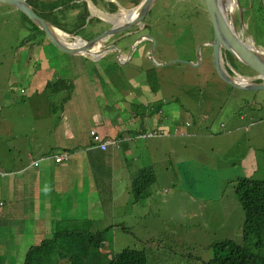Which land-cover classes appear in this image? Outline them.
Wrapping results in <instances>:
<instances>
[{"label":"rangeland","instance_id":"obj_1","mask_svg":"<svg viewBox=\"0 0 264 264\" xmlns=\"http://www.w3.org/2000/svg\"><path fill=\"white\" fill-rule=\"evenodd\" d=\"M100 1L106 2L91 0L95 5ZM186 1L185 4L179 3V7L186 6L189 2L191 20L184 14L170 18L173 9L165 7L170 4V0H158L157 3L168 9L167 15L163 17L165 20L161 19L159 23H155L156 19H154L145 28L146 32L158 31L172 41L171 44H163L159 40L163 46L158 47L156 54L158 50H166L167 55L181 57L180 59L166 66H159L151 57L147 58L146 55L138 52L131 64L136 70L131 68L129 72H121L120 65H114L121 73V82L128 89L126 92L134 93L145 89L146 84L149 85L147 93L140 95V100L127 94L129 109L122 107L123 110H120L116 101L110 96V87L117 88V83L111 81L112 84L107 83L105 77L95 70L92 63L85 68V81L89 87L94 89L92 86L94 82H98L99 85L96 93L88 94L87 110L80 107L88 119L91 120V113L86 111L97 113L99 119L105 115L108 129L118 130V124L110 125L108 115L111 114L112 120L116 121L117 118L118 123L125 121L127 127L134 132L142 127L147 128L143 131L153 129L145 125L153 126L152 119L156 115L162 116L166 121L163 126L164 133L145 139L139 135L134 142L131 139L125 140L123 151L117 148L122 144L120 140L113 142V138H119L118 134L104 135V138L112 139L108 151H102L97 146L95 147L97 149L91 152L84 149L90 155L84 160L95 183L88 185L79 180L75 196L80 203L76 206L71 205L68 213L62 212L57 220L52 221L53 228L59 220L61 225L64 220L71 221L66 224L67 227L79 226L82 219L93 213V216L98 218L93 227L96 229L95 226L98 225L100 228L107 227L108 223H105V219H109L112 215L115 228L109 230L106 237L113 242L108 239L101 248L108 258L130 247L144 249L150 264H208L214 254L212 244L226 237H234L235 233L242 229L244 221V210L235 192L234 183L230 181L232 178L230 180L228 178L249 175L251 172L252 175L264 179V90L251 91L230 86L219 77L210 61L199 66L200 68L187 63V57L195 63L198 61V49L201 55L207 57L210 48L201 44L204 39L211 37L213 27L207 10L194 8L197 0ZM124 4L127 5L126 2ZM160 4L156 5L153 16L147 20L157 18L164 10L160 11ZM85 5H90V1ZM237 6L234 7L235 14ZM252 6L250 0L251 10L256 11L259 17L251 24V31L247 29L246 33L243 28L241 32L247 39H252L250 43L256 48L264 50V11L262 10L264 0L260 3L254 0ZM67 9L68 7L64 8L65 11ZM76 9L80 11L82 6ZM65 11L55 12L57 13L55 18L49 16L47 18L50 21L56 19L59 25H63L61 15ZM248 11L245 12L247 16L245 20L249 21ZM73 16L69 14V17ZM82 21H85V18ZM103 21L109 24L108 29L113 27V22L107 21L102 16L98 21L95 19L87 21L86 25L80 26L77 31L83 37L89 38L92 34L88 31L99 24L98 22ZM140 27L136 25L132 28L135 33L133 37L141 31ZM139 37L141 34L136 40ZM178 38L180 41L177 43ZM42 41H46V37L42 33H34L31 22L21 12L13 7L0 5V101L6 104L5 114L0 115L2 125L0 136L6 127L11 110H14L23 123L32 124L33 120H41L42 117L50 124L51 119H54L53 124H55L61 114L60 104L65 102L68 106L67 91L61 92L64 94L59 99L57 93L52 94L50 88L41 83L49 73H53V70L52 67L49 70L42 68L40 58L46 56L51 66L58 67L61 62L70 64V57L53 43L52 45L46 43L43 46ZM127 42L129 41L125 43ZM147 44L150 45L149 49L154 46V42L150 40ZM186 53L187 55H184ZM57 69L58 73L65 71V69ZM112 73H115L114 69ZM163 74H168L171 79H163ZM106 75L108 77L107 73ZM133 81L145 84L135 89ZM39 88L50 93L36 94ZM70 88L73 89L72 99L75 102L87 89L84 85L75 82ZM151 89L158 92H151ZM97 93L101 95L97 97ZM82 103L85 104L84 102L80 104ZM160 108L161 112H159ZM133 113L139 114L137 116L139 120H133ZM127 115L131 117L130 120ZM140 120L144 121L145 125L142 126ZM177 120L181 126L179 129L184 132L182 135L181 131L175 132L173 128ZM168 123L172 125L169 127ZM89 125L90 122L81 126L79 139L82 145L92 143L90 130L87 128ZM21 126V124H7L8 130L12 132ZM127 127L125 130H128ZM140 132L141 130L135 135ZM125 133L129 132L125 131ZM132 134L131 131L130 138ZM47 136L48 131L39 127L37 138L43 142L42 146L47 144L50 147L53 142L46 140ZM4 142L8 143V140ZM10 144H13L12 140H9ZM0 154L10 155L9 148L0 144ZM84 160L81 161V157H78L82 167L85 165ZM243 160H247L245 164ZM144 165L153 166L156 181L149 188L150 196L136 201L135 194L130 191L131 188L127 190L128 187L125 186L131 185L135 171ZM77 168H80V165ZM88 188L92 191H89L91 194L88 193L89 200H85L83 192L80 191L82 189L87 191ZM95 194L99 195L101 200ZM112 198V203L106 201ZM51 202L55 208H60L56 200ZM107 208H112L110 214L104 211ZM76 212L81 214L88 212L89 215L75 216ZM39 214V218L35 219L36 232L32 235L46 227L45 214L42 211ZM6 224L8 221H0L2 233L14 234L12 228L4 226ZM30 228L28 227L27 231ZM55 229L57 230V227ZM51 234L53 235L54 231ZM39 235L48 237L49 233L48 231L37 233L36 242L43 239V237L39 238ZM234 239L243 242L242 234ZM73 241L80 245L83 241L82 236H74ZM34 242H30L29 247L26 248H29L28 251ZM3 243L5 239L0 234V247ZM85 261L84 254L76 264H85ZM57 262L55 264H70L68 259ZM106 262L99 261V264Z\"/></svg>","mask_w":264,"mask_h":264},{"label":"crops","instance_id":"obj_2","mask_svg":"<svg viewBox=\"0 0 264 264\" xmlns=\"http://www.w3.org/2000/svg\"><path fill=\"white\" fill-rule=\"evenodd\" d=\"M88 1H90V5H88L87 8L84 9L83 6H85V3H88ZM105 1V3L103 1H100L95 5L91 2V0H71L70 3H66V0H63V2H61V4L54 10L55 12L59 13L65 11L64 8L68 6V9L61 15L63 25H55L49 19L48 21L56 27L59 26L58 28H61L67 33H70L72 35L77 34L85 40H92L110 27L107 22H98L99 24L93 26L92 29L88 31L92 34V36H90L89 38L83 37L78 33L77 30L80 26L84 27L87 21H89L86 19L89 12H91L90 16L94 15L93 17H91L90 21L93 19L98 21L99 19H101L104 13H110V0ZM113 1L117 4V14H119V10H121V8L123 7L129 8L134 6L133 0ZM157 1L158 0L153 3L151 8L152 11L156 8ZM55 2H57V0H42L44 12H47L50 15V12L52 11L51 4ZM124 2H126L127 5H125ZM78 6H82V9L80 11L76 9V7ZM112 6L114 9H116L115 5ZM82 13H85L86 15H82ZM149 13L147 16H149ZM69 14L74 15V18L72 17V19L71 17H69ZM135 15L133 16L134 19L137 18L138 13L135 12ZM56 16L57 14H52L50 17L55 18ZM84 18L85 21H82ZM124 23L125 21H118V25L120 26V28H118L117 31H122L121 29L123 27L121 25ZM66 24H69L70 26H65ZM104 26L107 27L104 28ZM145 26L146 25H144L143 23L140 27L141 31L134 37L133 35H128L131 30L125 29L126 33L124 36H122L123 34L120 32V34L118 35L119 37H116L115 34H118L117 32L109 36L102 37L101 39L94 40L93 42L85 41V44L81 41L78 42V46H76L74 54H69L65 52L70 57V64L61 62V65L58 67L51 66L50 60L46 56H42L40 58L42 68L49 70V68L52 67L53 70V73H49L41 83L49 87L52 91V94L57 93L56 96H59V99L66 91V94L69 93V95L66 97L69 99L67 100L68 106L65 105V102L60 104L59 108H61V114L55 124H53L55 121L54 119H51L50 124L46 122L41 116V120H33V122H36L35 124H33V122L32 124L23 123L18 119L14 110H11L9 112L6 121V127L2 131L0 136V144L7 146L9 148L10 153V155L0 154V221H8V224L4 226L7 228H12L15 233L11 234V236H8L7 233H2L0 227V234L3 235V238L5 239L4 244L9 248V250H14L17 255L21 254L23 255V257L26 255L29 249L26 248L29 247L30 242L35 241L32 245L36 243L37 240H35V235L37 233L42 231H48V233L51 234V232L56 231L55 228L58 227V222L56 225H54L55 228H53L52 221L57 220V218L60 217V213H68V209L71 205L76 206L80 203V201L78 202L76 200L75 196L79 180L87 183L88 185L89 183L91 185H94L95 183L94 179L90 175V172L88 171V167L86 166L87 162L86 160H84V158L90 157V155L84 149H88L91 152L92 150L97 149L95 148L97 145H93L92 143L82 145L79 139L81 126H84V124L90 122V125L87 126L90 132H92V130H96L97 133L100 134L103 138L104 135L111 136L112 134H118L117 137H121V135H123V138L128 137L126 139H131L132 142H134L136 138H138V135H135V133H138L139 130H141L142 132L143 130L147 129L145 127H142L141 129L134 132V130H131V128L127 127L125 121H121L118 123V119L116 118V121L112 120L111 114H109L108 116L110 117V125L114 126V124H118V130L114 129L110 131L107 127V116L104 115L101 119H99L97 113L92 111H86L91 113L90 120L84 116L83 111L80 108L82 107L83 110H87L88 106L86 103L89 99L88 94H90L91 92L96 93L99 90V85H97L98 82L92 83V86L94 87L93 89L90 88L87 81H85V68L90 63L94 65L95 70L99 74L105 77L107 83H117L118 90L114 86L110 87V96L112 97V100L116 101L118 108L120 110H123L122 107H126L127 109H129L128 100L126 99L127 94L134 96V98H136L137 100H140V95L142 96L143 94L147 93L149 85L146 84L147 86H145V89L138 90L134 93H132L131 91L126 92V90L128 89L121 82V73L116 67H114V65H120V67L122 68L121 72H129L131 68H134V66L131 64L134 61V58L136 57L138 52H141L143 55H146L147 58L151 57L155 63H171L181 58L167 55L168 53L165 52L166 50H158V53L156 54V50L158 49V47L161 48L163 46L159 43V40H161L163 44H171L172 41L170 38L164 37L162 33L159 34L158 31H156V33L146 32ZM140 34L141 38L136 40L137 36H139ZM146 34H149V36H146ZM148 40L154 42V46H152L150 49V45L147 44ZM126 41L129 42L125 43ZM41 43L43 44V46H45L46 43L52 45L48 38H46V41H42ZM184 55H187V53ZM186 60L187 63L191 62L194 67H199L197 62L195 63L194 61H189L188 57L186 58ZM57 68L65 69V71L58 73ZM112 69L115 70L114 74L112 73ZM106 73L108 74L109 78L107 77ZM61 78L71 82L72 87L75 82L76 84H82L84 85V87L87 88L82 97L77 102L72 99V88H67L63 86L60 88L59 91L53 90V88H58L57 84L56 86L53 85L57 82V80L59 82V79ZM82 78L84 79L82 80ZM162 78L165 80L171 79L169 78L168 74H163ZM133 84L135 85L134 88L138 89L139 86L143 87L145 83L133 81ZM61 92L64 93L61 94ZM151 92L156 93L158 92V90L156 91L155 89H151ZM35 93L41 94L50 92L39 88L36 90ZM100 95L101 93H97V97H99ZM147 100L149 99L147 98ZM81 102H84L85 104H80ZM5 106L6 104L0 101V115L5 114ZM160 110L161 108L159 109V112H161ZM95 115L97 117H95ZM132 116L134 117L133 120H139V117H137L139 116V114L133 113ZM114 118L115 117H113V119ZM127 118H129L130 120L131 117L127 115ZM152 120L151 121L153 122V126L145 125V122H141V120L139 122L142 126L145 125L146 127H150L153 129H156L158 127L164 128L163 126L166 121L164 120V118H162V116L156 115L155 118ZM8 123L21 124L22 126L18 130L12 132L7 128ZM168 125L170 127L172 123H168ZM187 125L189 126V122H187ZM1 127L2 125L0 124V128ZM39 127H41L42 129L44 128L46 131H48V136L46 140L53 142L50 144L51 148L47 146V144H44V146H42L41 144L43 142L37 138V132ZM126 127L128 128V130H125ZM173 128H175V132L181 131V129H179L181 128V126L178 120L175 121ZM121 129H124V131H121ZM125 131H128L129 133L127 134L125 133ZM131 131H133V134L130 138ZM182 133L184 132L181 131V135ZM104 139L110 141L108 148L106 150H103L99 146L97 147L102 151H108L111 147L112 139ZM126 139H123L122 144L117 147L118 149L122 151L125 149V145L123 144L125 143ZM5 140H8V143H5ZM9 140H12L13 144L9 145ZM114 140H119V138H113V142ZM58 151L70 152L71 155L69 161L63 162L65 164H58L51 156L52 152L56 153ZM252 151H250L249 154H251ZM79 156L81 157V161L84 160V167H82L81 163L78 161ZM248 159L249 157H247V160ZM33 160H39V165H33ZM247 160H243V163L245 164ZM78 165H80V168H77ZM93 171L92 173H94ZM249 174H251V172ZM125 187H128L127 190H129L131 188V185H126ZM89 191H92V189L88 188L87 191H84L83 189L80 191L81 193L83 192L85 200H89L90 198V196H88V193L91 194V192ZM95 195L99 197V195ZM149 196L150 192L144 199H147ZM52 200H56L57 203L60 205V208H55L52 205ZM94 200H97V198H94ZM112 200L113 198L110 201H106L112 203ZM110 209L112 210V208H107L104 211H107V213L110 214L112 212ZM40 211H42L47 218L46 227L45 229L38 231L35 235H32V233L36 232L35 219L39 218ZM78 215L83 217V215H89V213L87 212L86 214H81L79 212H76L75 216ZM111 217L112 215L109 219H105V223H108V225H115L113 221L114 219ZM86 218L94 219L95 221L98 220V218H95L93 216V213L92 215L90 214V216ZM10 224L12 225L10 226ZM28 227L31 228L27 231Z\"/></svg>","mask_w":264,"mask_h":264},{"label":"trees","instance_id":"obj_3","mask_svg":"<svg viewBox=\"0 0 264 264\" xmlns=\"http://www.w3.org/2000/svg\"><path fill=\"white\" fill-rule=\"evenodd\" d=\"M28 1L38 14L47 20L48 16L57 14L54 10L62 2L57 0L51 4L52 11L49 15L44 12L42 0ZM70 1L66 0V3H70ZM6 7L12 8L9 5ZM83 7L84 9L87 8L86 5ZM21 14L31 22L25 14L22 12ZM82 15L86 14L82 13ZM51 22L59 25L56 19ZM31 24L34 33L44 34L37 25L32 22ZM56 84L58 88H53L54 91H59L63 86L67 88L72 86V83L65 79H59V82L57 80L53 86ZM141 133L138 136H141ZM122 136L119 137L120 142L125 139ZM127 140L130 141V139ZM155 181L156 174L152 165L143 166L136 171L131 182V191L136 196L135 200L138 201L147 197L149 188ZM230 181L234 183L235 192L244 210L242 229H239L234 237H226L212 244L214 254L208 264H264V179H260L251 173L249 175H237ZM60 222L61 220L58 221L57 230L54 231L53 235L49 234L48 237L40 235V238L43 237V239L32 245L24 257L21 254L17 255L14 250H9L3 243L0 247V264H55L58 263L57 261L63 262V259H68L70 264H76L77 260L84 254L86 256L85 264H99V261H107L106 264H150L144 249L127 247L112 255V258H108L107 254L102 252L101 248L109 239L106 234L109 230H114V225L102 228L98 225L95 226L96 229L94 230L93 227L96 223L94 219L84 218L79 226L70 227H67L66 224L71 221L64 220L62 225ZM241 234L243 242L234 239ZM77 235L82 236L83 239L80 245L73 241V237ZM109 240L113 242L112 239Z\"/></svg>","mask_w":264,"mask_h":264},{"label":"water","instance_id":"obj_4","mask_svg":"<svg viewBox=\"0 0 264 264\" xmlns=\"http://www.w3.org/2000/svg\"><path fill=\"white\" fill-rule=\"evenodd\" d=\"M155 1L156 0H143V2L139 4L138 7L127 10L130 13L135 11L136 13H138V15L135 19L127 18V20H125V23L121 25L123 28L120 32H123L125 29H129L131 27L139 25V23L137 22L144 18V16L151 10L152 5L153 3H155ZM202 1L203 4L206 6V10L208 11L212 20L213 30L211 37L204 39L201 45L213 47V58L215 61V68L219 74V77L225 83L238 89L251 91L264 90V50L254 48L253 46L251 47V45L248 44L247 41L241 38L240 32L237 30V26L235 23L236 17L234 18L233 11H222L221 14L220 12L216 11L218 3L222 2L223 0ZM235 1V6H237L239 1ZM0 5H9L15 8L16 10L21 11L31 20L32 23L37 25L43 31V33L57 48L69 54L75 53L76 46L73 45L74 42H69L64 38V35H67V37H75V35L64 32L63 30L59 29L51 22H49L47 19L39 15L28 0H0ZM140 12H143L144 14L140 16ZM229 21L231 25L229 24ZM118 28H120V26L118 25V23H116L113 27L102 32L100 35H98L92 40H85L80 36L79 38L86 42H93L94 40L101 39L102 37L109 36L113 33H120L119 31H117ZM236 31L237 33H239V37H237ZM140 38L141 37H139L138 39ZM247 48L255 50L254 52H252V56H247V51H245L247 50ZM222 49L229 51L235 57L237 63L240 65L239 67L241 68L242 72L235 71L236 73L234 75H230L229 73H227V71L221 64V61H219ZM197 56L198 60H201L202 55L201 53H199V49ZM171 63L158 62L156 64H158L159 66H166Z\"/></svg>","mask_w":264,"mask_h":264},{"label":"flooded vegetation","instance_id":"obj_5","mask_svg":"<svg viewBox=\"0 0 264 264\" xmlns=\"http://www.w3.org/2000/svg\"><path fill=\"white\" fill-rule=\"evenodd\" d=\"M201 1V2H200ZM239 1V4H238V6H237V10H236V14H235V17H236V23H237V30L240 32V36H241V38L243 39V40H245V41H247V43L248 44H250V45H252L253 43H250L251 41H252V39L250 38V40L249 39H247L244 35H243V32H241V30H243V28H245V32L247 33V29L248 30H250L251 31V24L254 22V21H256L257 20V17H259V14L256 12V11H254V10H251L252 8L250 7V0H246V2H244L243 0H238ZM252 1H254V0H251V6H252ZM258 1V3H260L261 2V0H257ZM133 2H134V6H139V4L141 3V2H143L142 0H133ZM187 1L186 0H170V4L169 5H167V6H165V7H170V8H172L173 9V12H172V14H171V16H170V18H175V17H177L179 14H184L185 15V17L187 18V19H189V20H191V12L189 11V2L186 4V6H183V7H179V3L181 4V3H183V4H185ZM200 2V3H199ZM201 3H203V1L202 0H197V4H195L194 5V8H201L202 10H206V6L204 5V4H201ZM160 3H157V6L159 5ZM112 5H115L116 6V9H114L113 8V6ZM109 6H110V13H107V14H103V16H104V18H106V20L108 21H112L113 22V24H112V26H114L116 23H118V21H120V18L123 16V14L125 13V12H128L127 10H129V9H131V8H133V7H129V8H121V10H119V14H117L118 13V9H117V4L113 1V0H110L109 1ZM156 6V7H157ZM253 7V6H252ZM164 9V6L163 5H161L160 4V6H159V9H160V11L161 10H163V11H161V13L158 15V17L157 18H152L151 20H147L148 19V17L150 16V14H151V16L149 17V18H151L152 16H153V14H154V11H155V9L152 11H150V13H149V16H147L148 15V13L144 16V18H142L139 22H137V23H139V25L141 26L143 23H144V25H146L145 27H147L148 25H150L151 24V22L154 20V19H156L155 20V23H159L160 21H161V19L162 20H165L163 17H165L166 15H167V13H168V9ZM247 10H249L248 12H249V16H250V19L249 18H246V19H249V21L248 20H245V17H247L246 15H245V12L247 11ZM262 10L264 11V6H263V8H262ZM207 13H208V11H207ZM88 14H90L91 15V12H89ZM209 14V13H208ZM90 15H88V17L86 18L87 20H90L91 19V17H93L94 15H92V16H90ZM240 15H241V21H240ZM90 16V17H89ZM244 16V17H243ZM110 17V18H109ZM209 17H210V15H209ZM234 17V18H235ZM147 18V19H146ZM211 19V18H210ZM244 20V21H243ZM125 21V20H124ZM136 23V24H137ZM242 24V25H241ZM132 28L133 27H131V28H129V30H131L129 33H128V35H134L135 33L134 32H132ZM123 35L122 36H124L125 35V33H126V31L124 30L123 32H121ZM120 33H118V34H115V36L116 37H119L118 35H119ZM149 35V34H148ZM114 36V35H113ZM253 36V35H252ZM253 38H254V36H253ZM255 39V38H254ZM180 41V39L178 38V41H177V43ZM255 46V45H254ZM210 48V51L207 53V57H205V56H203L202 55V57H201V60H198L197 61V64H198V66H201V65H203L205 62H209L210 61V63H211V65H212V67L214 68V69H216L215 68V61H214V58H213V47H209ZM190 61V60H189ZM219 61H221V64H222V66L224 67V69L227 71V73H229L230 75H234L236 72H242L241 71V68L239 67L240 65L237 63V61H236V59H235V57L229 52V51H226V50H224V49H222V51H221V56H220V60ZM236 71V72H235Z\"/></svg>","mask_w":264,"mask_h":264},{"label":"bare ground","instance_id":"obj_6","mask_svg":"<svg viewBox=\"0 0 264 264\" xmlns=\"http://www.w3.org/2000/svg\"><path fill=\"white\" fill-rule=\"evenodd\" d=\"M235 2L233 0H223L222 2H219L218 3V7L216 8V11L217 12H220V14L223 12H228V11H233V15L235 17V10H234V7H235ZM144 13L143 12H140V16H142ZM135 15V11L134 12H125L123 14V16L120 18V21H124V20H127V18H133V16ZM136 16V15H135ZM235 23H236V20H235ZM229 24H230V21H229ZM236 26H237V23H236ZM235 26V27H236ZM237 33V31H236ZM65 39L67 40V35H64ZM237 37H239V33H237ZM83 42L84 44L86 43L84 40L80 39V38H76V40L74 41L73 45L75 46H78V42ZM254 47L256 48L253 44L251 45V47ZM247 56H252V52H254L255 50L251 49V48H247ZM92 55V54H90Z\"/></svg>","mask_w":264,"mask_h":264},{"label":"built area","instance_id":"obj_7","mask_svg":"<svg viewBox=\"0 0 264 264\" xmlns=\"http://www.w3.org/2000/svg\"><path fill=\"white\" fill-rule=\"evenodd\" d=\"M160 133H164V130L163 129H152V130H149L147 132H144L141 134V137L142 138H147V137H150V136H153V135H157V134H160ZM91 134V137H92V143L93 145H97L99 146L100 148H102L103 150H106L110 144V141L108 140H105L100 134L97 133L96 130H92V132H90ZM112 143V141H111ZM57 160H61L62 157H56Z\"/></svg>","mask_w":264,"mask_h":264},{"label":"clouds","instance_id":"obj_8","mask_svg":"<svg viewBox=\"0 0 264 264\" xmlns=\"http://www.w3.org/2000/svg\"><path fill=\"white\" fill-rule=\"evenodd\" d=\"M236 2V1H235ZM203 4V3H202ZM238 4H239V2H238ZM135 7H138V6H135ZM135 7H133V8H135ZM46 19V18H45ZM59 29H61V28H59ZM62 30V29H61ZM64 31V30H63ZM65 32V31H64ZM67 33V32H66ZM68 34H70V33H68ZM44 36H46L45 34H43ZM147 36H149V35H147ZM46 38H48L47 36H46ZM76 38H79V36L77 35V34H75V37H67V41H72V40H76ZM48 40L50 41V39L48 38ZM74 40V41H75ZM73 41V42H74ZM51 42V41H50ZM52 43V42H51ZM61 79H63V78H61ZM155 129V128H154ZM156 129H163V128H156ZM149 131V130H148ZM143 132H147V131H143ZM91 135V134H90ZM93 144V143H92ZM70 153L68 152V151H63V152H60V153H55V152H52L51 153V156L53 157V159L57 162V163H63V162H68L69 161V159H70ZM62 157V159L61 160H57L56 159V157ZM41 159H43V158H41ZM39 160H33V165H36V166H38L39 165Z\"/></svg>","mask_w":264,"mask_h":264}]
</instances>
